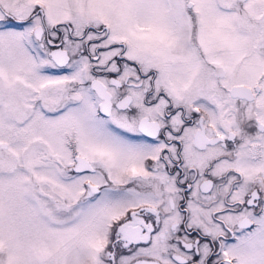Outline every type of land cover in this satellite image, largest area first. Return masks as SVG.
Returning a JSON list of instances; mask_svg holds the SVG:
<instances>
[{
	"label": "snow or ice",
	"instance_id": "snow-or-ice-1",
	"mask_svg": "<svg viewBox=\"0 0 264 264\" xmlns=\"http://www.w3.org/2000/svg\"><path fill=\"white\" fill-rule=\"evenodd\" d=\"M0 264H264V0H0Z\"/></svg>",
	"mask_w": 264,
	"mask_h": 264
}]
</instances>
